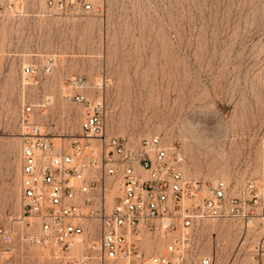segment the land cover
<instances>
[{"label":"rangeland","instance_id":"1","mask_svg":"<svg viewBox=\"0 0 264 264\" xmlns=\"http://www.w3.org/2000/svg\"><path fill=\"white\" fill-rule=\"evenodd\" d=\"M105 5L103 14L76 18L44 17L35 4L22 17L0 15V226L19 233L0 239V264H66L21 239L31 228L17 223L20 119L30 108L55 144L80 137L81 110L64 98L78 75L109 80V135L133 145L160 136L182 150L188 176L223 180L234 195L253 183L251 224L206 221L196 232L200 258L252 264L264 243V0ZM50 56L51 75L23 82V66L41 68Z\"/></svg>","mask_w":264,"mask_h":264},{"label":"built area","instance_id":"2","mask_svg":"<svg viewBox=\"0 0 264 264\" xmlns=\"http://www.w3.org/2000/svg\"><path fill=\"white\" fill-rule=\"evenodd\" d=\"M105 3L0 0V15L22 17L35 4L44 17H86L103 14ZM55 69L50 56L41 68L23 66L21 77L38 84ZM108 82L82 75L68 81L64 98L81 110V135L69 144H55L30 108L22 107L17 223L27 221L31 229L21 239L66 264H215V258L198 256L196 232L206 221L251 224L247 196L253 183L237 196L223 180L188 176L182 150L160 136L133 145L109 135ZM18 234L0 226L4 242ZM252 264H264V243L255 247Z\"/></svg>","mask_w":264,"mask_h":264}]
</instances>
